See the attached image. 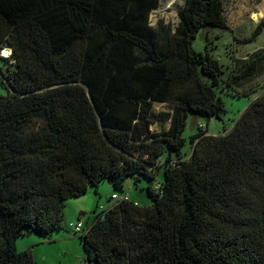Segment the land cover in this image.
<instances>
[{
  "label": "trees",
  "instance_id": "trees-1",
  "mask_svg": "<svg viewBox=\"0 0 264 264\" xmlns=\"http://www.w3.org/2000/svg\"><path fill=\"white\" fill-rule=\"evenodd\" d=\"M159 3L0 0V264H35L18 238L50 240L68 199L129 178L151 203L124 192L78 216L87 262L264 264V86H236L261 57L235 73L195 49L201 29L227 28L224 0H183L174 27L149 22ZM222 94L248 103L182 152L189 114L221 118Z\"/></svg>",
  "mask_w": 264,
  "mask_h": 264
},
{
  "label": "rangeland",
  "instance_id": "rangeland-1",
  "mask_svg": "<svg viewBox=\"0 0 264 264\" xmlns=\"http://www.w3.org/2000/svg\"><path fill=\"white\" fill-rule=\"evenodd\" d=\"M182 3L183 0H160L158 8L149 15V22L156 25L162 20L174 27L178 22L177 11ZM224 3L227 28L206 32L201 29L196 35L194 47L196 50H203L204 45L208 49L213 47V56L222 63L223 67L233 69L235 73H240L253 60L261 57L255 72L241 79L236 86L240 90H247L249 87L264 85V0H224ZM258 27H260L258 34L253 35ZM2 65L0 59V68ZM6 92L7 89L0 77V95ZM222 98L225 112L221 118L207 119L189 114L183 130L185 145L182 152H190V136L198 132V125L207 126L208 132L212 134L228 130L248 103L244 97L236 98L222 94ZM168 109L166 104L154 105V110L157 112ZM166 126L167 123L157 121L152 128L155 130ZM145 186L144 178L137 183L133 178H129L124 189L118 191L104 180L97 187V192L94 187H90L82 196L70 198L65 202L62 229L55 231L50 240H44L37 234L23 236L16 240V250L22 252L29 249L35 264H91L85 259L80 238L78 235H73V228L67 224L76 223L78 216L82 221L90 222L94 215L93 211H101L100 205L106 207L115 202L110 199L112 193L120 195L128 192L130 198L137 200L140 205H148L151 200L144 189Z\"/></svg>",
  "mask_w": 264,
  "mask_h": 264
},
{
  "label": "built area",
  "instance_id": "built-area-1",
  "mask_svg": "<svg viewBox=\"0 0 264 264\" xmlns=\"http://www.w3.org/2000/svg\"><path fill=\"white\" fill-rule=\"evenodd\" d=\"M129 195L127 193H122L120 195L112 193L111 194V199L118 201V200H128ZM102 207V206H101ZM82 222L78 221L76 223H70L69 226L73 228L74 231H80L82 228Z\"/></svg>",
  "mask_w": 264,
  "mask_h": 264
},
{
  "label": "bare ground",
  "instance_id": "bare-ground-1",
  "mask_svg": "<svg viewBox=\"0 0 264 264\" xmlns=\"http://www.w3.org/2000/svg\"><path fill=\"white\" fill-rule=\"evenodd\" d=\"M2 54L4 55V56H8L9 54H10V48L9 47H4L3 49H2Z\"/></svg>",
  "mask_w": 264,
  "mask_h": 264
},
{
  "label": "crops",
  "instance_id": "crops-1",
  "mask_svg": "<svg viewBox=\"0 0 264 264\" xmlns=\"http://www.w3.org/2000/svg\"><path fill=\"white\" fill-rule=\"evenodd\" d=\"M260 86H264V85H260ZM260 86H257V87H249V88H247V90H251V89H255V88H258V87H260ZM135 200V199H134ZM81 219V218H80ZM69 223H71V222H69ZM44 240H46V239H44ZM41 241V240H40ZM40 241H38L39 243H40Z\"/></svg>",
  "mask_w": 264,
  "mask_h": 264
},
{
  "label": "water",
  "instance_id": "water-1",
  "mask_svg": "<svg viewBox=\"0 0 264 264\" xmlns=\"http://www.w3.org/2000/svg\"><path fill=\"white\" fill-rule=\"evenodd\" d=\"M109 184V182H107Z\"/></svg>",
  "mask_w": 264,
  "mask_h": 264
}]
</instances>
